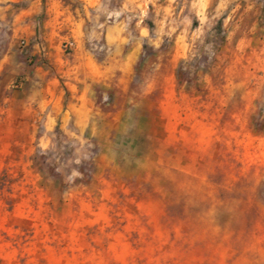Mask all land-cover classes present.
<instances>
[{
  "label": "rangeland",
  "instance_id": "374dc122",
  "mask_svg": "<svg viewBox=\"0 0 264 264\" xmlns=\"http://www.w3.org/2000/svg\"><path fill=\"white\" fill-rule=\"evenodd\" d=\"M39 1L0 0V264H264V0Z\"/></svg>",
  "mask_w": 264,
  "mask_h": 264
},
{
  "label": "crops",
  "instance_id": "0c3cea01",
  "mask_svg": "<svg viewBox=\"0 0 264 264\" xmlns=\"http://www.w3.org/2000/svg\"><path fill=\"white\" fill-rule=\"evenodd\" d=\"M10 1L16 3V2H21V1L27 2L28 0H8L9 4L12 5V3ZM39 2H40L39 0H29V4H30L31 8L35 7L37 9ZM25 10H28V8H26Z\"/></svg>",
  "mask_w": 264,
  "mask_h": 264
}]
</instances>
